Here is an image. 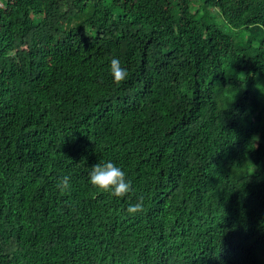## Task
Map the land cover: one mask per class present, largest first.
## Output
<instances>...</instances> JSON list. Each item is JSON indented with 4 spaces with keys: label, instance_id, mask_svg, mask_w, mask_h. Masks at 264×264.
<instances>
[{
    "label": "trees",
    "instance_id": "obj_1",
    "mask_svg": "<svg viewBox=\"0 0 264 264\" xmlns=\"http://www.w3.org/2000/svg\"><path fill=\"white\" fill-rule=\"evenodd\" d=\"M2 1L0 264H264V0Z\"/></svg>",
    "mask_w": 264,
    "mask_h": 264
},
{
    "label": "clouds",
    "instance_id": "obj_2",
    "mask_svg": "<svg viewBox=\"0 0 264 264\" xmlns=\"http://www.w3.org/2000/svg\"><path fill=\"white\" fill-rule=\"evenodd\" d=\"M1 6H6L0 0ZM43 17V15H42ZM110 73L114 81H124L128 77V69L122 66L118 57L110 60ZM89 182L100 190L109 192L115 197H122L132 191V181L126 172L112 160L101 161L91 167L89 172ZM69 178L63 177L60 187L67 188ZM143 199L138 198L137 202L128 206L129 213H136L142 209Z\"/></svg>",
    "mask_w": 264,
    "mask_h": 264
},
{
    "label": "rangeland",
    "instance_id": "obj_3",
    "mask_svg": "<svg viewBox=\"0 0 264 264\" xmlns=\"http://www.w3.org/2000/svg\"><path fill=\"white\" fill-rule=\"evenodd\" d=\"M2 2H4V1H2ZM212 11H213V12H216V10H215V9H213ZM218 22H219V24L223 25V27H224V29H225V30H228V28H227L226 24H225V23H223V21H222V19H221V18H219Z\"/></svg>",
    "mask_w": 264,
    "mask_h": 264
}]
</instances>
